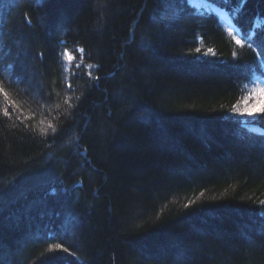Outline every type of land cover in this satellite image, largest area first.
<instances>
[{
  "label": "trees",
  "instance_id": "16d2710c",
  "mask_svg": "<svg viewBox=\"0 0 264 264\" xmlns=\"http://www.w3.org/2000/svg\"><path fill=\"white\" fill-rule=\"evenodd\" d=\"M204 1L264 42V0ZM255 56L179 0H0V264H264Z\"/></svg>",
  "mask_w": 264,
  "mask_h": 264
},
{
  "label": "snow or ice",
  "instance_id": "6c2138e0",
  "mask_svg": "<svg viewBox=\"0 0 264 264\" xmlns=\"http://www.w3.org/2000/svg\"><path fill=\"white\" fill-rule=\"evenodd\" d=\"M156 2L158 8L166 9L175 2V0H156ZM179 2L187 3V0H179ZM228 35L231 36L235 43L241 48L247 46L256 53L254 62L245 65V71L247 73L245 79L249 80L252 87L249 88V84H244L243 87L247 89V92L241 97L240 101L233 104V112L243 117H264V42L255 44L251 35H244L241 37L239 33L234 34L232 30L228 31ZM75 51L82 53L83 49H72V52ZM197 51L199 50L197 49ZM72 52H69V50L65 48L61 53L62 56H67L69 64L76 59ZM235 55L236 53H233L234 57ZM79 66V64L75 65L77 68ZM69 87H71V85H69ZM0 94H3L4 103L9 104V95L2 86H0ZM10 106L15 107V102H11ZM3 114L9 116L8 108L3 109ZM49 127L52 128L53 126L50 124ZM53 131H55L54 128ZM260 203L264 205V201ZM55 246L57 248L61 247L60 244ZM64 251H67V249L65 248Z\"/></svg>",
  "mask_w": 264,
  "mask_h": 264
},
{
  "label": "rangeland",
  "instance_id": "374dc122",
  "mask_svg": "<svg viewBox=\"0 0 264 264\" xmlns=\"http://www.w3.org/2000/svg\"><path fill=\"white\" fill-rule=\"evenodd\" d=\"M191 1H192V3L196 4V7H194V8L199 9V10L210 11V10H208L207 7H205L204 5L200 4L199 0H191ZM220 22H221L222 26L224 27V29L227 32L229 30H232L234 34L238 33L236 31H234L233 29H231L230 25L228 23H226L225 21L220 20ZM251 87H252V85L249 86V88H251ZM246 92H247V90H246ZM233 115H234L235 119L238 120L246 129H248L250 131H253V132H256V133L264 134V131L261 130L259 125L254 124V122H256L258 116L257 117H243V116L236 115L234 113H233Z\"/></svg>",
  "mask_w": 264,
  "mask_h": 264
},
{
  "label": "bare ground",
  "instance_id": "6f19581e",
  "mask_svg": "<svg viewBox=\"0 0 264 264\" xmlns=\"http://www.w3.org/2000/svg\"><path fill=\"white\" fill-rule=\"evenodd\" d=\"M187 3L190 6L196 7V4L192 3L191 0H187ZM199 3L204 5L205 7H207L208 10L214 12L217 15V17L219 18V20L225 21L226 23H228L230 25L231 29H233L234 31L237 32V29L235 28L234 24L232 23L231 19L229 18V16L227 15V13L225 11L215 7L212 4L205 2L204 0H199Z\"/></svg>",
  "mask_w": 264,
  "mask_h": 264
}]
</instances>
